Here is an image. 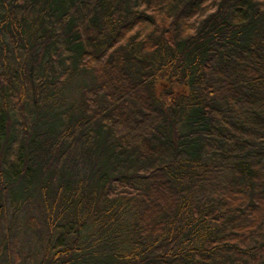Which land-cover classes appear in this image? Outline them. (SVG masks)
I'll list each match as a JSON object with an SVG mask.
<instances>
[{
	"label": "trees",
	"instance_id": "1",
	"mask_svg": "<svg viewBox=\"0 0 264 264\" xmlns=\"http://www.w3.org/2000/svg\"><path fill=\"white\" fill-rule=\"evenodd\" d=\"M23 210L37 264H264V0H0V225Z\"/></svg>",
	"mask_w": 264,
	"mask_h": 264
},
{
	"label": "rangeland",
	"instance_id": "2",
	"mask_svg": "<svg viewBox=\"0 0 264 264\" xmlns=\"http://www.w3.org/2000/svg\"><path fill=\"white\" fill-rule=\"evenodd\" d=\"M31 216H34L31 210H23L19 215L10 213L0 225V244L4 243L5 236H9L10 244L16 243L8 250L12 264H37L42 257V247L46 242L45 221L40 216L32 223Z\"/></svg>",
	"mask_w": 264,
	"mask_h": 264
}]
</instances>
